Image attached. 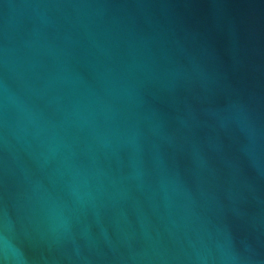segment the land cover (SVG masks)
Instances as JSON below:
<instances>
[{
	"label": "water",
	"instance_id": "1",
	"mask_svg": "<svg viewBox=\"0 0 264 264\" xmlns=\"http://www.w3.org/2000/svg\"><path fill=\"white\" fill-rule=\"evenodd\" d=\"M0 264H264V0H0Z\"/></svg>",
	"mask_w": 264,
	"mask_h": 264
}]
</instances>
